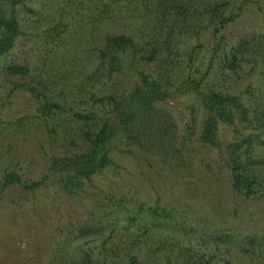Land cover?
Masks as SVG:
<instances>
[{
    "label": "rangeland",
    "instance_id": "obj_1",
    "mask_svg": "<svg viewBox=\"0 0 264 264\" xmlns=\"http://www.w3.org/2000/svg\"><path fill=\"white\" fill-rule=\"evenodd\" d=\"M26 7L17 9L22 35L0 58V264H264L261 188L249 198L234 192L226 155L250 136L252 164L241 161L264 181V0H31ZM120 34L133 46L120 54V72L109 73L99 52L107 36ZM241 41L249 49L236 72L227 70ZM152 49L154 60H144ZM8 64L27 74H6ZM141 73L169 93L156 107L171 124L143 129L133 137L140 141L117 133L111 165L69 196L49 171L51 159L85 149L79 115L107 116L92 108L91 95L126 97ZM193 81L238 96L248 128L220 123L219 147L202 143L205 112ZM14 83L61 109L43 116L40 100L11 91ZM7 173L43 185L3 187ZM85 225L95 232L79 237Z\"/></svg>",
    "mask_w": 264,
    "mask_h": 264
},
{
    "label": "trees",
    "instance_id": "obj_2",
    "mask_svg": "<svg viewBox=\"0 0 264 264\" xmlns=\"http://www.w3.org/2000/svg\"><path fill=\"white\" fill-rule=\"evenodd\" d=\"M30 1L0 0V58L6 56L14 48L16 41L22 35L17 9L26 7ZM176 11L182 17L187 18L188 11L186 8L178 7ZM227 20H232V17L226 18L224 21ZM105 40V49L99 52V56L102 60H107L109 73L120 72L119 56L125 53L128 47L133 46L132 39L120 34L107 36ZM249 46L248 42L241 41L232 48L229 57L224 61L225 68L236 72ZM156 52V49H152L144 56V60H154ZM4 70L6 74L11 76L22 77L27 74L26 66L17 64L5 65ZM191 83L195 85L193 90L198 95L205 112V119L199 135V140L202 143L211 147H219L220 123L233 127L238 121L243 125L241 131L246 130L251 124L248 117L249 110L238 96L215 89L203 91L197 81ZM19 89L28 92L34 99L40 100L41 106L38 111L45 117H50L53 110L59 111L61 109L57 103L33 86L14 83L11 91ZM168 96L169 93L164 91L154 78L143 73L139 75L138 82L126 97L124 95L99 97L95 94L91 95L92 108L103 109L107 116L100 119L95 116V112L79 115L86 121L88 128L86 130L87 145L84 150L79 152L64 154L51 159L49 171L56 175L59 187L69 196H76L93 175L110 166L112 163L109 157L111 149L108 145L117 133H125L128 138L134 139L133 137L144 134L143 129L151 128L153 124H156L161 130H167L171 123L165 116L158 114L159 110L156 105ZM108 107L110 109L106 111ZM162 125L166 126L162 127ZM154 128V132H157V128ZM235 129L237 128L235 127ZM141 139L142 136L134 140L140 141ZM251 142L250 136L241 137L240 140L231 143L226 148L227 165L231 173V187L234 192L243 194L247 198L257 193V188H261V194L264 198V181L250 173L245 166V163L252 164V159L248 155ZM241 158L245 160V163L241 161ZM15 184H19L27 190L35 191L42 187L43 181H23L16 173H7L2 178L1 186L3 187ZM150 215L154 219L159 216L157 210L153 208H150ZM93 232H95L93 228L85 225L78 230V236L84 237ZM131 264H135L134 259L131 260Z\"/></svg>",
    "mask_w": 264,
    "mask_h": 264
}]
</instances>
